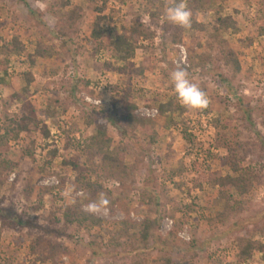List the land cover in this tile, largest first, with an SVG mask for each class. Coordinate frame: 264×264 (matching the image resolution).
<instances>
[{"label": "rangeland", "instance_id": "obj_1", "mask_svg": "<svg viewBox=\"0 0 264 264\" xmlns=\"http://www.w3.org/2000/svg\"><path fill=\"white\" fill-rule=\"evenodd\" d=\"M176 1L0 0V49L15 40L26 47L9 58L8 75L0 72V146L8 150L0 154V264H240L248 242L264 244V5L210 0L183 29L165 17ZM74 14L77 24L62 35ZM220 18L241 29L221 35L241 62L237 76L222 47L211 48ZM123 34L137 47L126 62L111 46ZM38 46L51 56L32 62ZM177 68L207 94V109L178 102ZM24 116L28 131L2 141ZM99 120L112 149L125 152L128 174L103 164L100 175L88 171L82 147ZM71 158L85 165L87 193L64 165ZM243 177L248 192L235 184ZM51 178L59 185L46 186ZM101 193L110 201L106 215L94 214L101 226L67 222V205ZM149 218L162 226L145 241L140 225ZM244 264H264V253Z\"/></svg>", "mask_w": 264, "mask_h": 264}, {"label": "trees", "instance_id": "obj_2", "mask_svg": "<svg viewBox=\"0 0 264 264\" xmlns=\"http://www.w3.org/2000/svg\"><path fill=\"white\" fill-rule=\"evenodd\" d=\"M210 0H203L202 2H199V0H191L189 2V9L196 13L201 8L204 7L205 3H208ZM177 3V1L175 2ZM173 3L172 5H174ZM261 4L264 5V0H261ZM155 16V15H154ZM159 17V14L156 15ZM78 19L75 18V14L71 17L68 16L66 20H64V26L59 29V32L62 33V35L67 34L68 29L74 28V26L77 24ZM219 27H216L214 30L215 35L212 37V40L210 42L211 48H219L218 45H220L223 49V57L226 60V63L234 69V75L237 76L241 73V62L238 58V55L235 53L232 49H226L225 45L227 44L226 41H224L221 38V35L224 33H227L230 29L233 30L234 34H238L241 32V29L236 22L235 19L226 18V19H219L218 20ZM262 33H264V28H262ZM102 34L95 32L94 37L96 40L101 38ZM253 45V41L250 42V46ZM112 48L114 51L118 54V57L126 62L130 59L134 58L137 47L134 42V40L126 35H118L115 41L111 43ZM218 46V47H217ZM0 50H2V53L5 52L6 58L1 61L0 60V72L4 75H8L9 71V58L13 55H20L22 53H25L26 47L20 43V41L15 40L11 44H7L6 46L2 47ZM4 50V51H3ZM51 56V52L47 50L46 48L42 46H38L36 48L35 55L31 59H33L32 62H34L35 57L39 58H47ZM143 71V70H141ZM28 84L30 85L34 81V77L32 74L28 73L25 75ZM223 77V76H222ZM224 80H226L225 77H223ZM4 82V81H3ZM26 91L29 90L25 89ZM84 90H88V84ZM239 104L241 105V99H239ZM130 112L128 117L131 118L133 121H137L139 118L135 114V111L137 110V105H129ZM167 110L168 107H163L162 110ZM99 120V124L96 127V134L89 137L88 145L83 146L82 148L87 151V162L88 165V171L94 172L98 175L103 171L100 166L106 165L110 167L111 169H116L118 172H123L124 174L129 173V169L125 164V152L122 150L116 151L112 149V141L108 135V127L104 120ZM14 122V121H13ZM15 122H17L15 120ZM29 127V117L24 116L21 121L17 122V129L11 126H6L4 129V137L2 138V141H8L10 138H16L18 139L20 134L22 132L28 131ZM46 138L50 137V132L47 131L45 133ZM190 136V135H189ZM80 148L81 144L78 143ZM6 146L8 144L6 143ZM7 148L4 145L0 146V154L3 155ZM57 154V151L54 153V155ZM80 159L71 158V159H65L64 165L70 166L73 168L74 173L76 174V181L78 183V188L80 192L87 193L90 189V179L85 174V165H82L81 162H79ZM98 164V165H97ZM89 165L91 167H89ZM96 166V167H93ZM87 172V171H86ZM234 172H238V169H235ZM61 186H64L66 183V180L64 177L60 180ZM235 184L240 187V190H243L245 192H248L246 187V180L245 177L238 178L235 181ZM81 200V199H79ZM77 201L76 204L72 206H66L65 210V218L68 223L70 224H80V225H90L92 227H98L102 225V221L96 217L94 214L87 213L84 211V205L90 203V200L84 201V204L80 201ZM127 226V222H124V227ZM162 226L161 219H146L141 225H140V231H141V238L145 241L150 240L151 238L156 237L158 235V232ZM255 252H261L264 253V244H253L251 242L247 243V246L242 249V252L238 255V263L244 264L249 259L252 258L253 254Z\"/></svg>", "mask_w": 264, "mask_h": 264}, {"label": "clouds", "instance_id": "obj_3", "mask_svg": "<svg viewBox=\"0 0 264 264\" xmlns=\"http://www.w3.org/2000/svg\"><path fill=\"white\" fill-rule=\"evenodd\" d=\"M192 11L184 0H179L172 6L166 8L165 17L173 25L183 29H190L192 26ZM170 79L178 102L190 110H205L209 105L207 94L196 85L183 68H177L171 73ZM107 196L103 193L93 202L88 203L84 211L91 214H107L109 210Z\"/></svg>", "mask_w": 264, "mask_h": 264}, {"label": "built area", "instance_id": "obj_4", "mask_svg": "<svg viewBox=\"0 0 264 264\" xmlns=\"http://www.w3.org/2000/svg\"><path fill=\"white\" fill-rule=\"evenodd\" d=\"M182 53H183V60L185 62L187 60V53H186L185 50H183ZM85 100H86V102L88 104L93 105L94 107H98V106L102 105V103H103L101 100L94 99V98H92L90 96L85 97ZM157 114H158V111L157 110H154V109H151V110L147 109L146 110V115H148L149 117L150 116L151 117L152 116H156ZM44 184L46 186L59 185V181L56 180V178H51V179L46 180L44 182Z\"/></svg>", "mask_w": 264, "mask_h": 264}]
</instances>
